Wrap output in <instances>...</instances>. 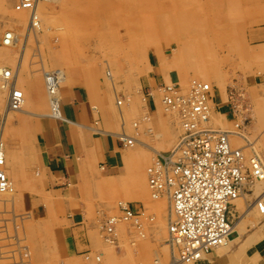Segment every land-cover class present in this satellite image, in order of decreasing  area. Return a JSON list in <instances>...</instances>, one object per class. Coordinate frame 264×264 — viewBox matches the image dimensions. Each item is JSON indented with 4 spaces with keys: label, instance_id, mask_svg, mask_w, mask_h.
Listing matches in <instances>:
<instances>
[{
    "label": "rangeland",
    "instance_id": "1",
    "mask_svg": "<svg viewBox=\"0 0 264 264\" xmlns=\"http://www.w3.org/2000/svg\"><path fill=\"white\" fill-rule=\"evenodd\" d=\"M61 1H63L61 5L64 8L62 11L60 10V4L57 1H54V3L50 2L53 4L49 3L48 9H46L48 11H46L47 16L45 18L43 17L44 19L42 20L43 22L41 23V28L39 29L40 31L37 33L38 37H36L37 39L35 40L33 37H29L27 39L25 35L26 24L28 21L29 0H0V35L6 29L18 30L16 32L20 35L19 42L15 47H4L0 43V50H3L5 55L9 56L5 57L2 62L5 64L10 63L8 66H15L19 57L23 55L21 51L24 48L25 53L21 61L19 75L20 83L32 81V79L37 76L38 79H42L43 70H50L53 69V67H59L52 63V56L54 57L55 54L56 56L61 55V58H63L65 63L62 64L60 68L65 71L69 81L66 83H72L76 86L79 85L84 89L86 88L89 90V86L83 82H86L87 79L92 81L94 80L95 85L98 87V92L96 95L101 98V101L99 102L103 106L107 104L108 96L114 100L115 92L116 96L119 95L118 97H121V95L122 97L125 95H130L132 99H134V102L138 101L139 106H141L138 110H141L142 112L143 107L145 109V106L143 105L148 102V98L150 97L149 90L147 92L142 90L141 82L143 75H147L152 72V67L157 64L158 61L160 64H163V62L166 63L167 61L173 60L174 56L179 54L180 49L184 48L182 51V56H180L181 62L179 71V74L183 78L182 82H189L186 85L192 83L193 81L209 82L213 87L214 96L215 93L218 94V92L221 91V93L224 95L225 102L232 113V117H230L229 120H225L223 115L219 116V124L224 128H230L232 123H234L236 120L235 110L238 105H243V108H240L242 109L240 111L242 113L244 108H246L248 111L250 110L249 113L247 111L249 119L246 121V123H250L252 121L254 125V122L256 121L260 124V126L258 129H253L254 131L249 130L247 137L252 140L254 138L253 136H255L254 139L257 141V146L264 156V72H261L264 69V52L260 54L253 53V50L258 48L264 49V46L255 44L251 40L250 36L252 30L264 26V0H194L192 2H185L186 0H97L98 4L94 0H81L85 3L90 2L88 8L91 6L92 9L87 8V11L84 10L85 12L83 11L80 16L78 15L82 19H77L80 22L77 21V25L74 30H70L71 16H75L71 15L69 11L70 4H73L71 2L72 0ZM109 1L112 3L114 1V3H116V1L119 3L121 2L123 7L119 8L120 5L117 6L116 3L115 8L112 11H104V9H102L103 7L100 8L103 4H106ZM93 3L94 5L92 6ZM94 6L99 9L97 10ZM165 9H167V11ZM93 12L95 13V20L93 17ZM166 12L170 13L171 15L174 14L176 17H178L174 19L170 17L168 19L166 18ZM100 13L102 14L100 15ZM21 14L23 15L22 17ZM25 14L26 16L24 17ZM126 14L129 16H126ZM186 15L189 17L192 16V23L188 24V21H181V25H185V28L184 30H178L181 28L180 21L178 19L182 16L184 18ZM99 16H101L102 21L104 20L103 22L100 21ZM126 17H129L128 20ZM92 19L94 22L98 20V23H95L97 26L93 24ZM130 19L132 22L133 20L134 23L136 22V26H134V23H132ZM156 20H158V22ZM88 21L92 25H90ZM162 21L169 22L168 30H159L161 29L159 27V23ZM89 26H92V28ZM95 26L96 29H94ZM98 26H102V28H99ZM130 26L131 28H129ZM88 27L89 29H87ZM117 27L120 29L118 30ZM132 28H135L136 30L131 31L130 29ZM128 29L130 31H128ZM109 30H111V32H118L120 38L121 35H123L121 40L125 39V45L122 44L124 49L114 51L104 48L107 44L105 40L110 36L108 35ZM131 32L135 33V35ZM87 35H89V37H87ZM78 38L82 40H85L86 38V40L89 42L86 40L85 41L89 46ZM97 38H99L100 42ZM96 40L97 42H94ZM135 40L137 42H135ZM191 41L193 42V45ZM196 42L197 44L199 42L200 45H197ZM189 43L192 45L193 50H191V45H186ZM82 44L85 46H82ZM77 47L78 49H82L77 50ZM83 48H89L91 50L86 49V51L83 50ZM177 50L179 51L176 52ZM200 50L201 53L199 52ZM256 54H258V56H255ZM13 59L14 61H12ZM9 60L12 61V63L9 62ZM108 73H110L109 75L112 76L114 86L108 77ZM171 75L173 76V81L177 82V71H171ZM77 78L78 82L75 81ZM80 78L85 81L80 80ZM243 92H245V94ZM144 98L145 100H143ZM101 104L98 105L99 107H97V110L99 109V111H103V108H105ZM216 110H218L220 113H223L219 109ZM13 114L15 118L13 117L9 124L7 122L8 125L6 127L4 138L7 142L12 141L13 143H17L18 147L20 146L23 150L25 148L27 150L33 145L32 139L34 138V131L36 129L34 127V129L32 128L33 130H31V120L36 121L38 117L25 115L22 114V112ZM119 116L120 115H118V119L119 121H122H120L121 124L128 117L126 113V119L124 117V120L120 119ZM137 116L138 115L136 114L135 117L129 116L126 120L128 124L131 123L129 125L133 128L137 127V125L133 126V122L139 121L140 116ZM16 119L18 121L20 120L18 124L15 123ZM22 123L26 124L25 127L21 125ZM153 127L156 128V133L160 136L158 137L159 141L156 142V138L150 139L148 137L141 136L142 141L144 143H148L149 146L153 144L152 146L156 147V149H162L165 151L170 149L176 142L178 135H174L175 137L170 139L166 125L161 126V124H157V126ZM22 132H25V134H23L21 137L20 133ZM134 132L137 131L134 129L133 133ZM143 132L145 131L140 130L137 133L143 134ZM177 134H179V131ZM243 141L242 144H244ZM139 148L147 151L149 159L154 156V154L149 152L147 148L145 149L141 146H139ZM244 150L246 154H248V148H244ZM149 159L146 157V160L148 161L144 162V170L150 165ZM24 174L26 173L21 172L20 174L22 183L16 184L14 182V192L9 194L10 196L3 197L0 203V249L2 250H0V264H8L10 260L12 261L9 264H22V262H24L23 264H65L67 261L62 263L58 261V259H55L54 243L48 244L44 241V237L47 236V232L43 228L44 225L30 210V200L34 196L22 193L21 188L24 187L25 182L22 175ZM245 192L247 193L246 197H249V200L243 203L244 207L242 209L236 208V206H233V204L230 205V210L233 214L230 216V218L233 219V223L241 220V224L238 225L241 228L239 233L240 237L238 236L235 242L238 240H246L249 235L252 236V234L257 230L261 231L260 236L262 238L260 237L258 242H255V244L253 243L251 246H248L242 250L240 254V263L236 262L235 260H233L235 261L234 263L230 260H227L226 264H249L251 261H256L252 256L253 252L257 250V248L264 246V198L261 203H258V208L260 209L259 212H261V215L263 216L258 214L260 217L259 218L256 215L253 216V213L246 215L244 211L249 205V201H254L257 196L253 195V190H247ZM157 202L154 201V203ZM145 203V205L149 206L147 202ZM155 208V213L157 212L159 215H156L158 218L155 220V222L157 221L156 224L159 223L158 225L162 229L164 227V231L166 233L167 208L166 206H164L162 209H158L157 206H155ZM134 209L142 210L143 207L140 206V208ZM158 210L160 212H158ZM114 214L115 213H111V215ZM105 216L106 214L104 213L103 218H105ZM107 224L110 228H112V224H109L108 222ZM141 224L142 222L140 225ZM234 235H236V233ZM101 238L104 240V238L108 239L109 236H107L104 232V237L102 234ZM157 238L156 245L158 244V247L160 248L159 250H162V247L159 246L160 244L158 242H160L161 239L162 241L166 240L167 233L163 235V238H161V236H157ZM18 239L20 241H18ZM39 240H43L44 245L42 243L41 246ZM18 242H20V248L17 247ZM109 246L112 250L119 253L121 250H123L122 245L114 244ZM40 247L41 255H37V251ZM132 249H134V247H132ZM7 253H9V256L6 255ZM92 255H94L92 257H94L95 260L92 262V264H102V259H96V257H100L96 256L95 254ZM85 256H87V254L84 255V260L82 262L78 261V263H76L75 261L68 262L66 264H91V260H87ZM89 256L91 255L89 254ZM138 263L145 264L143 262Z\"/></svg>",
    "mask_w": 264,
    "mask_h": 264
},
{
    "label": "bare ground",
    "instance_id": "2",
    "mask_svg": "<svg viewBox=\"0 0 264 264\" xmlns=\"http://www.w3.org/2000/svg\"><path fill=\"white\" fill-rule=\"evenodd\" d=\"M54 1H57L60 4L59 8L61 11L64 10V8L61 5V3H63V1H61V0H29V2H28V18H27L28 21H27L26 29H25V35H26L27 39L29 37H33L35 40L37 39L36 38V37H38L37 33H39V31H40L39 29L41 28V23L43 22L42 20L47 16L46 13L48 11L46 9H48L49 3L50 2L54 3ZM89 1H92V0H89ZM94 1L97 2V0H94ZM190 1L192 2L194 0H186L185 2H190ZM71 2L73 4H70L69 11H70L71 15H75V16H71V28H70V30H74V28H76L77 21H79L77 19L80 18L79 16L81 15V13L84 10L87 11L86 9L89 7L90 2L85 3V2H82L81 0H72ZM114 2L103 4L100 8L103 7L102 9H104V11H106V10L112 11L115 8L116 3H117V6L120 5L119 8L123 7L121 2L120 3L117 1H116V3H114ZM53 3H50V4H53ZM55 4H56V2H55ZM97 4H98V2H97ZM93 5H94V3L92 4V6ZM90 8H91V6H90ZM90 8H88V9H90ZM96 9L98 10L99 8H96ZM165 10L167 11V9H165ZM192 11H193V9H192ZM167 13L168 12H166V16H167L166 18H168V19L170 17L173 19L178 17V16L176 17L174 14L171 15L170 13H168V14ZM101 14L102 13H100V15ZM127 15L128 14H126V16ZM22 16L23 15L21 14V17ZM25 16H26V14L24 15V17ZM93 17L95 20V13H94ZM99 17H100V21L103 22L104 20L102 21L101 16H99ZM116 17H118V16H116ZM83 18H85V17H83ZM90 18H92V17H90ZM128 18L129 17H126L127 20H128ZM80 19H82V18H80ZM96 19H98V18H96ZM94 20L92 21L93 24H95L98 21L97 20L96 22H94ZM178 20L180 21V25H181V21H185V22L188 21V24H191L192 23L191 21H193L192 16L189 17L188 15H186L184 18L182 16ZM156 21L158 22V20H156ZM131 22H132V20H131ZM171 22H172V19H171ZM44 23H45V20H44ZM109 23L112 24L111 22H109ZM132 23H134V20ZM135 23H134V26H136ZM89 24L92 25L90 22H89ZM159 24H160L159 27L161 28V29L158 28L159 30H161V31L162 30H168V27H169L168 21H162ZM127 25H129V24H127ZM141 25H142V23H141ZM157 25H156V27H157ZM96 26L94 29H96ZM184 26L181 25V28H179L178 30H184V28H185ZM89 27L87 29H89ZM100 27L102 28V26H100ZM90 28H92V26ZM117 28L119 30L121 28V26H120V28L119 27H117ZM129 28H131V26ZM76 30H79V29H76ZM111 30L108 31V33H109L108 35H110V36L105 40V42L108 45L105 43L106 45L104 48L114 50V51L124 49L122 44L125 45V39L121 40L123 35H121V38H120V35L118 34V32L116 33V31H115L116 29L114 30L115 32H111ZM130 30L133 31L136 29L132 28ZM130 30L128 29V31H130ZM139 30H140V28H139ZM16 31H18V30H13V29L4 30L2 32V34L0 35L1 45L4 47H15L16 44L19 42V39H20V35ZM96 31H98V30H96ZM96 31H95V34H96ZM89 32H91V31H89ZM131 33H133V32H131ZM177 33H178V31H177ZM102 34H104V33H102ZM122 34H123V32H122ZM133 34L135 35V33H133ZM89 35H90V33H89ZM89 35H87V37H89ZM81 38H82V36H81ZM82 39H79V40H82ZM97 39L99 41V38H97ZM179 39H180V37H179ZM85 40H86V38H85ZM85 40H82V41H84L83 43H86L87 40L86 41ZM91 41H93V40H91ZM87 42H89V41H87ZM94 42H97V40ZM135 42H137V41L135 40ZM199 42H198V44H199ZM196 44H197V42H196ZM76 45H77V43H76ZM186 45H191V44L189 43ZM192 45H193V42H192ZM192 45H191V50H193ZM80 46H78V47H80ZM82 46H85V45L82 44ZM78 47H77V50L80 49V48L78 49ZM92 47H94V46H92ZM199 48H200V46H199ZM86 49H89V48H86ZM86 49L83 48V50H86ZM105 49H103V50H105ZM258 49L253 50V53H259L260 54V53L264 52V49H259V50ZM89 50H91V49H89ZM93 50H95V49H93ZM183 50H184V48H181L179 54L175 55L173 60L167 61L166 63L163 62V64H161L163 69L165 67L168 71H170V70L171 71H177L178 81L174 82L173 80H170L169 77H167L168 78V80H166L167 83L158 84L155 87V89L149 91V94H151V95L158 93L159 96H158L157 101L159 103V106L167 114L166 118H165L166 122H163L162 120H160V122H157L156 124H159V125L161 124V126L166 125V128H167L169 135H170V139L172 137H175L174 135H176V136L178 135L176 142L173 144V146L170 149L167 150L169 152L170 150L176 149V147L179 145V143L181 141V136H182L181 134L184 131V128L182 126V121L185 119V116H183V118H182V112L181 111L184 110L183 112H186L189 115V117L194 118L192 115L197 113L196 112V106L204 104L205 109L202 107V110L200 111V113L207 114V117H205V120H204L205 123L207 124L206 127H208V128L210 127L212 129L214 128V129L220 130V132H222L223 135H225L228 138L230 146L239 151L240 156H241V160L243 161V164L245 166L242 168V172H243L244 177L247 180H245L243 182L244 186H243V189H241V193L237 197L232 198L230 200L229 205L227 206V212L229 213V226H230L228 231H227L228 235L226 234L227 236L223 237V239H221L222 240L221 243L218 244L217 246L215 245L214 247L210 248L208 251L202 252L201 258H198V259H193V258L183 259L182 258L183 247L179 243V241H177V239L174 238V233L172 232V229H171L173 226V225H171V223H173V221H175L177 218L176 212L174 209L175 207H174V203H173V197L171 195L172 190H171V188L168 187V185H165L164 189H159L160 187H158V186L156 188H152V186L151 187L149 186L153 176H154V179H156V178L157 179H164V176L166 173L167 177H173L176 179L177 172H176V170L173 169V163L178 159V156H181V157L183 156L182 151H176L177 154H174L172 157L167 158L169 167L167 166L165 169L164 166L159 161V159H157L156 157L158 154L160 155V154H163L162 152H167V151L162 150V149L161 150L156 149V147L152 146L153 144H151V146H149L148 143L145 142L146 143L145 144L141 139V136H144V137H148L150 139L156 138V142L159 141L158 137H160V136L156 133V128L153 127V123L150 121V116H147V115H144V116L141 115L140 116L137 113H133L132 109H133V107H135V103H133L134 99H132V97L130 95H125L124 97H122V95H121L122 98L118 97L119 95L116 96L115 92H114V100L112 98H110V96L107 97L108 102L104 106L105 112L108 113L110 111H114L117 118H118V115H120L119 116L120 119H123V120L125 117V113H126V115H128V117L129 116L135 117V114H136V115H138L137 117L140 116V118H139V121L133 122V126L137 125L136 128H133L130 126L132 128V132L134 129L137 132L140 130L145 131V132H143V134L137 133V132H134L132 134H130V133L127 134V133H124L121 131L120 133H117L115 135L120 140H122V139L126 140V144L122 143L125 147L139 148V146H141L142 148H145V149L147 148V150H149V152L154 154V156L152 155L153 157L151 159H149L150 165L148 166V168L145 170H141L140 173H142V175L139 176V180L145 181V185L148 182L146 192H147V195H148V193L150 195V196L148 195V199H147V204H149V206L144 205V206H142L143 207L142 210L141 209L136 210L133 207H131L129 202H127V198H131V195H125L123 198H121L119 200H116L114 202L112 201L113 203H111V205H109L110 206L109 209L111 211H109V210H106V212L103 210H101L100 212L98 211L100 216L97 219V228L99 230L100 238L102 237V234L104 237V232L107 236H109L108 239L104 238V240H103L101 238L102 241L106 244V246H108L110 248L109 245H114V244L122 245L124 247V252L126 253V256L128 258H130L134 262V264L138 263L137 257L135 256L136 254L135 255L133 254V250H135V249L139 250L140 257L142 259H144V260H140L139 262H143L145 264H197V262L208 258L209 254L211 255L212 253L215 254L217 257L226 258V260H228V261L230 260L233 263L235 261L240 263L241 262L240 254H241L242 250L244 248H247L248 246H251V244H253V243L255 244V242H258V240H260V237H261L260 236L261 231L257 230L252 234V236L249 235L246 238V240H241V241L238 240L237 242H235L236 239L238 238V236L240 237L239 233H240L241 228L238 225L241 224V220L236 221V223H233V219L230 218V216L233 215L231 213V210H230V205L233 204V206H236V208L242 209L244 207L243 203L245 201L249 200V197H246L247 193L245 191L253 190V195L257 196L256 197L257 199L255 198L254 201H249V205L245 209L244 213L246 215H250L251 213H253V216H255V215L258 216V214L260 216H263V215H261L262 213L259 212L260 209L258 208V203H261V201L264 198V156L257 146V141H256V139H254L255 136H253L254 138L252 140L247 137L249 130L258 129L260 124L257 123L256 121L254 122V125H253L252 121H251L252 123L251 122L246 123V121L249 119L248 113L250 112V110L248 111L246 108H244L243 113H242V112H240L242 110L240 108L243 105L242 106L238 105V107L235 110L236 116L234 115L236 117V120L234 121V123H232V126L230 128H224L223 126H221L219 124V116L223 115V114H221V113L215 114L214 113L216 105L214 104L213 87L211 86V84L209 82L193 81V80H192L193 82L188 84V85H186V84L189 82H186V83L182 82L183 78L179 74V71H180V62H181L180 56H182ZM173 51H175V50H173ZM178 51L179 50H177L176 52H178ZM194 51H195V49H194ZM21 52L24 55V53H25L24 48L22 49ZM199 52L201 53V50ZM190 54H191V52H190ZM23 55H21L22 57L21 56L19 57L18 62L15 64V66H8L10 63L5 64L2 61L5 57H9V56L5 55L3 50L2 51L0 50V116H1V119H0L1 120L0 121V203H1V200L3 197L10 196L9 194H12L14 192V182L16 184L22 183L20 174H21V172L28 174V172H29L28 163L30 162V159L32 161L30 148H28L27 150L25 148L23 150L20 146L19 147L17 146V143H13L12 141L7 142L4 138L5 137L4 134L6 132V127L9 124V122L11 121V119H13V117H14L13 113L22 112V114L29 115L32 117H39V116L46 115L50 118H55V119H60V120L65 119V117L62 113V109H61V100H62L61 99L62 98L61 88H62V85L68 81V78H67L68 76L66 75L65 71L62 68H60V66L65 63L63 58H61L62 56L61 55L56 56V54L54 55V57L52 56V60H51L52 63L55 66H59V67H55V68L53 67V69H50V70H43L42 71V79H38V76H37V77L33 78L32 81H25V83H20L19 75H20V69H21L20 67H21V61L23 59ZM255 56H258V54H256ZM12 61H14V59ZM12 61L9 60V62H11V63H12ZM261 72H264V69ZM109 74L110 73H108V77H109V79L113 85L112 76ZM80 80H83V79L80 78ZM80 80H79V82H80ZM75 81L78 82V78ZM83 81H85V80H83ZM83 83H86V85L89 86V92H90L92 98H94V96H97L96 94L98 92V89H97L98 87H97V85H95L94 80L92 81L90 79L89 80L87 79V81L83 82ZM205 88L209 89V99L206 101L203 100L204 97L202 94V92H203L202 90H205ZM113 89H114V87H113ZM127 90H129V89H127ZM243 93L245 94V92H243ZM197 96H198V100L193 101V97L195 99V98H197ZM175 99H184L185 100L184 104L181 105L182 109L176 104V101H174ZM189 103H190V105H188ZM206 104H207V107H206ZM94 109L96 111H98L97 107H94ZM247 111H248V113H247ZM223 116L225 117V115H223ZM128 117H127V119H128ZM125 119H126V117H125ZM226 119L227 118L225 117V120ZM126 120L123 121V123L121 124L120 127L126 126V124H127ZM19 121L16 119L15 123L18 124ZM7 122H8V124H7ZM194 122H197V121H194ZM129 124H131V123H129ZM21 125H23L25 127L26 124L22 123ZM31 125H32L31 130H33L34 127L36 128V121L31 120ZM150 126H152V127H150ZM29 127H30V125H29ZM178 131H179V134H177ZM19 132H21V131H19ZM25 132L20 133L21 137L23 136V134H25ZM15 133H16V131H15ZM31 133H32V131H31ZM34 134H35V131H34ZM3 138H4V140H3ZM242 141L244 142V144H242ZM244 148H248V151H249L248 154H246ZM139 152H141L140 162L141 161L144 162V160L148 161V160H146L147 151L139 148ZM34 157H36V156H34ZM138 161H139V158H138ZM138 161L136 164L140 165L138 167H141L142 164L138 163ZM133 165H135V164H133ZM26 174H24L22 176L25 178ZM27 179H29V177H27ZM102 180H100V182ZM171 181H173V180H171ZM100 184L102 185V182ZM107 186H108V184H107ZM104 187H106V186H104ZM31 188H33V186ZM104 192H105V190H104ZM40 194L41 193H39V195ZM109 196H110V193H109ZM149 197H151L152 199ZM47 198H46V200H47ZM48 201H49V198H48ZM154 201H156V202L158 201V202L154 203ZM49 206H51V204ZM155 206H157L158 209L159 208L162 209V208H164V206H166V208H167V214H166V216H167V222H166L167 223V228H166L167 229L166 230L167 239L164 241H162L161 238H163V235L166 234L164 231L165 228L163 227V229H162L161 227H159V225H158L159 223L156 224L157 221L155 222V220L159 216L157 212H156L157 214L155 213V209H156ZM125 208H127V209H125ZM128 210L130 211L131 215H129V213L127 212ZM52 211H53V209H52ZM158 212H160V211L158 210ZM104 213L106 214L105 218H103ZM111 213H115V214L111 215ZM160 214H163V213H160ZM156 215H158V216L156 217ZM159 219H160V217H159ZM107 222L109 224L113 225L112 228L109 227ZM141 222H142V224L140 225ZM162 224H164V223H162ZM30 225H32V224H30ZM263 225H264V218H263ZM235 233H236V235H234ZM157 236H161V238H160L161 240L158 243L160 244L159 246L162 247V250H159L160 248L158 247V244L156 245L157 250H155L153 247L151 248L152 244L149 245L150 241H151V243L155 244V242L157 241L156 240ZM42 237H44V236H42ZM18 241H20V240L18 239ZM19 243L20 242L17 243L18 248L21 247ZM42 243L44 245V242H40L41 246H42ZM50 243H48V244H50ZM152 246L155 247V245H152ZM22 247H23V245H22ZM132 247H134V249H132ZM51 248H53V247H51ZM40 249H41V247L38 249L37 255H41ZM99 250H101V249H99ZM21 254H22V252H21ZM44 254H46V253H44ZM110 254H111V252H110ZM6 255L9 256V253H7ZM95 255H96V253H95ZM167 255H168V258H167ZM96 256L100 257L99 255H96ZM112 256H111V258H109L108 261L106 258L107 262H104V263L105 264H123L115 256H113V257ZM85 257L87 260L88 259L91 260V262L95 261L94 257L92 258V255L89 256L88 253H87V256H85ZM10 258H12V257H10ZM13 258H14V256H13ZM22 258H21V260H22ZM96 259L100 260L101 257L100 258L96 257ZM233 260H235V261H233ZM11 261L12 260H10V262ZM210 261H211L210 263L213 264V262H212L213 260H210ZM70 262H72V261H70ZM23 263L24 262H22V264ZM66 263H68V259H67ZM76 263H78V261H76ZM104 263H102V264H104ZM226 263H227V261H226ZM226 263H224V264H226Z\"/></svg>",
    "mask_w": 264,
    "mask_h": 264
},
{
    "label": "crops",
    "instance_id": "3",
    "mask_svg": "<svg viewBox=\"0 0 264 264\" xmlns=\"http://www.w3.org/2000/svg\"><path fill=\"white\" fill-rule=\"evenodd\" d=\"M250 36L255 44L264 46V26L252 30ZM167 77L173 80L171 71L165 67L163 69L158 61L152 67V72L143 75L142 90L147 92L155 89L158 84L167 83ZM61 95V109L65 119L43 115L36 120L33 145L30 148L32 161L30 159L28 163L29 172L24 178L22 193L34 196L30 200V210L44 225L47 232L44 241L54 243V257L58 261L68 259V262H82L85 254L96 253L102 263L113 255L123 264H134L126 256L124 247L119 253L106 246L97 228L99 212L111 211L109 205L125 195H131L127 202L133 208H140L147 202L145 181L139 180L145 160L140 162L139 148L125 147L115 135L121 131L132 134V128L128 122L125 128L120 127L121 123L114 111L107 113L104 108L103 111H96L94 107H99L101 98H92L89 90L82 86L67 83L62 86ZM149 96L142 112L138 110L141 107L138 101L134 102L133 113L150 116L153 126H157L160 120L166 122L167 114L159 106L158 93ZM214 104L215 114L220 113L216 110L219 109L227 120L232 117L221 91L215 93ZM146 157L149 159L148 154ZM137 161L142 164L141 167H138L140 165L136 164ZM150 244L155 245H151V248L157 250L156 242L154 244L150 241ZM133 254H136L137 262L144 260L138 249L133 250ZM252 256L256 261L249 264H264V246L257 248ZM210 260H213V264H224L227 261L212 253L197 264H211Z\"/></svg>",
    "mask_w": 264,
    "mask_h": 264
},
{
    "label": "built area",
    "instance_id": "4",
    "mask_svg": "<svg viewBox=\"0 0 264 264\" xmlns=\"http://www.w3.org/2000/svg\"><path fill=\"white\" fill-rule=\"evenodd\" d=\"M202 91L203 100H208L209 89ZM194 100L197 101L198 96L193 97ZM174 101L180 108L185 102L184 99ZM202 107L205 109L204 104L196 106L194 118L181 111L185 119L179 147L156 157L166 169L169 167L167 158L182 151L183 156H178L173 163L176 179L165 173L164 179H154L153 176L149 184L159 189L168 185L172 190L177 218L171 223V229L183 247V259L201 258L202 252L217 246L228 235L227 206L241 193L243 182L247 180L242 172L245 166L239 151L230 146L220 130L206 127L207 114L200 113ZM121 141L126 144V140ZM127 212L131 215L129 210Z\"/></svg>",
    "mask_w": 264,
    "mask_h": 264
}]
</instances>
